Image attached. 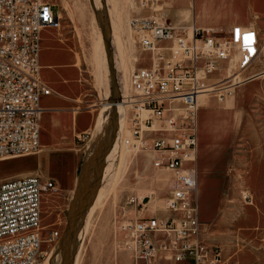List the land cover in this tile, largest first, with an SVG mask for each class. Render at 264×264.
Listing matches in <instances>:
<instances>
[{
  "label": "built area",
  "instance_id": "2783aa9c",
  "mask_svg": "<svg viewBox=\"0 0 264 264\" xmlns=\"http://www.w3.org/2000/svg\"><path fill=\"white\" fill-rule=\"evenodd\" d=\"M132 1L136 10L128 25L139 55L127 74L128 94L115 102L123 116L117 135L126 148L145 152L151 168L165 171L167 179L156 188L160 206L150 203L155 189L121 199L115 218L121 247L135 264H242L237 252L244 242L234 239L227 252L204 236L199 220L197 94L231 79L235 66L244 70L254 64L264 29L176 21L170 16L172 0ZM56 19L48 0H0V158L40 149L39 100L54 92L40 77L41 31ZM57 189L54 179L36 172L0 179V264H34L42 242L58 238V229L44 236L41 225L42 196ZM239 198L242 206L252 203L246 187Z\"/></svg>",
  "mask_w": 264,
  "mask_h": 264
},
{
  "label": "rangeland",
  "instance_id": "374dc122",
  "mask_svg": "<svg viewBox=\"0 0 264 264\" xmlns=\"http://www.w3.org/2000/svg\"><path fill=\"white\" fill-rule=\"evenodd\" d=\"M48 1L57 14L56 21L51 24V33L57 35L61 46L72 52L76 63L79 102L81 106L93 108L98 118L82 140L75 138L71 148H65L67 151L65 156L62 154L63 158L71 159L73 166L61 170L63 173L56 180V191H46L42 196V233L45 236L49 230L58 229L59 236L54 241L42 242L41 254L34 264H60L65 249L60 243L64 226L79 203L87 197L86 194L82 200L78 199L93 179L95 153L103 147L105 136L111 130V77L106 50L101 53L99 63L95 57V44L100 33L102 38L105 34L107 39L117 87L115 101L119 100L120 94H128L127 74L136 64L134 57L139 55L128 25L130 15L136 10L132 0ZM206 1L209 7L208 13H204L206 17L213 16L225 21L235 14L234 0ZM195 11H203L199 0H195ZM179 12L175 5L171 8L170 16L175 18ZM46 56V49L41 48L40 63L46 61ZM45 71V68L41 69V78L49 85L44 78V73L49 72ZM218 74V71L213 73ZM231 75V79L214 83L212 90L198 97L199 216L204 222V236L209 241L220 244L229 252L234 249L233 242L237 239L244 242L237 252L241 262L264 264V241L261 240L264 230V72L249 80L220 88L241 80L244 70L235 66ZM115 108L118 121L101 159L98 189L93 192L85 214L77 219L70 234L68 252L72 256V264H133L121 247L122 236L116 227L115 218L121 199L132 191L142 195L155 189L150 203L152 206L162 204V194L156 188L163 185L167 173L154 171L145 152H134L122 144L117 135L123 118L122 110L116 103ZM38 153L0 158V179L35 173L37 158L29 156ZM83 166L88 182L78 187L77 178ZM68 174L72 175L69 180ZM242 183L253 191L252 205L242 206L238 200ZM149 264L179 263L154 260Z\"/></svg>",
  "mask_w": 264,
  "mask_h": 264
},
{
  "label": "crops",
  "instance_id": "0c3cea01",
  "mask_svg": "<svg viewBox=\"0 0 264 264\" xmlns=\"http://www.w3.org/2000/svg\"><path fill=\"white\" fill-rule=\"evenodd\" d=\"M171 3L170 12L171 8L175 5H177L178 10L180 11V14L177 17H171L176 21H188L193 18L198 25H222L235 28L238 25L249 24L258 30L264 29V0H234L233 9L235 14L225 21L220 20L219 18H214L213 16H204L205 11L208 13L207 10L209 9L206 0H199V6L201 10H203L199 13L195 11V0H172ZM242 8H244V10H242ZM51 32V24L46 25L41 31L40 50L41 48L46 49L47 59L44 63H40L39 51V63L40 77L41 69L45 68V72L49 73H44V78L49 83L48 86H50L54 92L40 97V149L38 150L39 153L37 155L29 157L37 158V161L34 164L35 168H37L36 173L50 177L56 182L57 179L59 180V178H61L60 175L63 173L61 170L69 166L71 167V165L73 166L71 159L66 160L63 158V155L65 156V151H67L65 148H71L74 144V139H78L77 134L85 131L88 132L93 128L97 121L98 113H95L93 108L81 106L79 102L80 95L78 93L80 84L77 82L78 72L73 54L67 48L61 46L56 39L57 35ZM261 72H264V44L261 46L254 64L244 69V76H247L248 78L246 80H249ZM198 141L199 135L197 129L196 171L197 197L199 201ZM47 165H49V167ZM71 177L72 175L68 174L67 179L69 180ZM242 187H246L251 192L252 203L250 204L252 205L254 198L252 189L247 184L242 183L239 191ZM239 191L238 200L240 202ZM129 257L132 259L133 264H135L133 258L130 255ZM241 263L248 264L244 262Z\"/></svg>",
  "mask_w": 264,
  "mask_h": 264
},
{
  "label": "water",
  "instance_id": "95a60500",
  "mask_svg": "<svg viewBox=\"0 0 264 264\" xmlns=\"http://www.w3.org/2000/svg\"><path fill=\"white\" fill-rule=\"evenodd\" d=\"M103 40L105 43L107 65H108L110 77H111V85H110L111 95H110V100H109L111 103V107H112L111 116L109 119V126L111 127V130H110V133L107 136H105L103 147L99 151H97V153H95V162H94L93 174H92L93 179L91 182H89L88 187L86 188L84 194H82L78 199H81L82 196L86 194H87V197H85V199L83 200L81 199L82 201L79 203L77 210L68 217L67 223L64 226L63 234L60 238V243L61 245L65 246V249L63 251L60 264H72V260H71L72 256L70 257V254L68 252V243L70 241V234L75 225V222L77 221L79 217H82L85 214V211L89 203L91 202V199L93 198V195H94L93 192L97 188L99 175L101 171V159L103 157V154L105 153V150L109 146V138L111 134H114L115 124L117 122V119H116L117 111L115 108V102H116L115 99L117 98L115 94L117 91V87H116V82L114 78V72L111 67L110 54H109V49H108L107 39H106L105 34L103 35Z\"/></svg>",
  "mask_w": 264,
  "mask_h": 264
},
{
  "label": "bare ground",
  "instance_id": "6f19581e",
  "mask_svg": "<svg viewBox=\"0 0 264 264\" xmlns=\"http://www.w3.org/2000/svg\"><path fill=\"white\" fill-rule=\"evenodd\" d=\"M115 24V23H114ZM115 27H116V24H115ZM103 38H102V35H101V33H100V35H99V39H98V41L96 42V44H95V57L97 58V62L99 63V60H100V58H101V53L105 50L104 49V46H103ZM214 87L213 86H211V85H209L208 87H206V88H204V89H201V92H199L198 94H197V104L199 103L198 102V97L200 96V95H204V94H206L208 91H210V90H212ZM107 102V101H106ZM95 159V158H94ZM90 160V159H89ZM88 164H89V162H88ZM87 164V165H88ZM91 164H92V162H91ZM84 165H85V162H84ZM84 167L85 166H83V170L81 171V174L80 175H78V180H77V185H78V187H83V186H85V184H86V182H88V180L87 179H85V176H84ZM87 169H89L88 167H87ZM89 177V176H88ZM87 177V178H88ZM76 185V186H77ZM79 189V188H78ZM81 189V188H80ZM84 189V188H83ZM98 189V188H97ZM82 191V190H81ZM95 191V190H94ZM97 192H98V190H97ZM97 194V193H96ZM56 248H57V246H56ZM54 249H55V247H54Z\"/></svg>",
  "mask_w": 264,
  "mask_h": 264
}]
</instances>
